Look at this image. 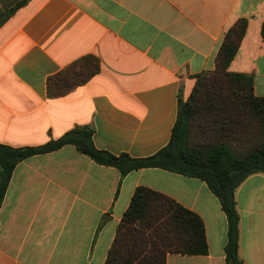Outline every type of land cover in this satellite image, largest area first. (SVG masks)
Masks as SVG:
<instances>
[{"label": "crops", "instance_id": "1", "mask_svg": "<svg viewBox=\"0 0 264 264\" xmlns=\"http://www.w3.org/2000/svg\"><path fill=\"white\" fill-rule=\"evenodd\" d=\"M242 20L228 72L251 76L264 98V0H0V144L39 147L90 126L98 150L157 154L171 140L179 100L216 69L226 34ZM87 57L99 72L52 97L49 79ZM141 187L205 225L208 254H168L166 264H227V216L204 181L162 169L123 177L73 145L14 170L0 209V264H105ZM236 203L239 256L264 264V174L245 180Z\"/></svg>", "mask_w": 264, "mask_h": 264}, {"label": "trees", "instance_id": "2", "mask_svg": "<svg viewBox=\"0 0 264 264\" xmlns=\"http://www.w3.org/2000/svg\"><path fill=\"white\" fill-rule=\"evenodd\" d=\"M246 30L247 22L242 20L228 31L216 69L198 75L188 100H179L171 140L151 157L135 159L98 150L90 126L77 127L39 147L0 144V209L21 162L73 145L97 164L116 168L123 177L142 169H162L204 181L227 216L226 263L244 264L239 256L236 191L250 176L264 174V98L255 96L251 76L228 72ZM99 70V61L87 57L50 78L49 94L63 97ZM208 252L205 225L196 213L141 187L122 217L105 264H166L168 254L205 256Z\"/></svg>", "mask_w": 264, "mask_h": 264}]
</instances>
